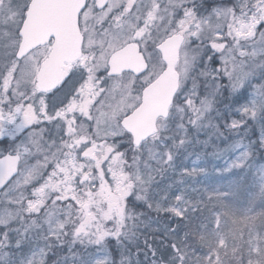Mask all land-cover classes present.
I'll use <instances>...</instances> for the list:
<instances>
[{
	"label": "snow or ice",
	"instance_id": "snow-or-ice-1",
	"mask_svg": "<svg viewBox=\"0 0 264 264\" xmlns=\"http://www.w3.org/2000/svg\"><path fill=\"white\" fill-rule=\"evenodd\" d=\"M0 141V264H264V0H0Z\"/></svg>",
	"mask_w": 264,
	"mask_h": 264
},
{
	"label": "trees",
	"instance_id": "trees-1",
	"mask_svg": "<svg viewBox=\"0 0 264 264\" xmlns=\"http://www.w3.org/2000/svg\"><path fill=\"white\" fill-rule=\"evenodd\" d=\"M208 182H211V176L209 177V181H208ZM208 182H206L204 186H206V184H207ZM197 187H201V185H197ZM257 205H260V202H259V201H257ZM236 206H237L238 208H240L241 210H243L244 208L247 207L246 199H245L244 196H240V197H238V199H237V203H236ZM262 210H264V206H257V207H256V211H257V212L262 211Z\"/></svg>",
	"mask_w": 264,
	"mask_h": 264
},
{
	"label": "flooded vegetation",
	"instance_id": "flooded-vegetation-1",
	"mask_svg": "<svg viewBox=\"0 0 264 264\" xmlns=\"http://www.w3.org/2000/svg\"><path fill=\"white\" fill-rule=\"evenodd\" d=\"M7 138H5V140H6ZM5 146V143H4V141H0V148H3Z\"/></svg>",
	"mask_w": 264,
	"mask_h": 264
},
{
	"label": "rangeland",
	"instance_id": "rangeland-1",
	"mask_svg": "<svg viewBox=\"0 0 264 264\" xmlns=\"http://www.w3.org/2000/svg\"><path fill=\"white\" fill-rule=\"evenodd\" d=\"M220 163H222V161H220Z\"/></svg>",
	"mask_w": 264,
	"mask_h": 264
}]
</instances>
